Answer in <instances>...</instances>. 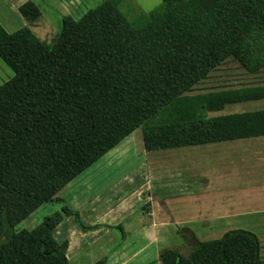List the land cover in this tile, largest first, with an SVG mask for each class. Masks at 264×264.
<instances>
[{
    "label": "trees",
    "instance_id": "obj_1",
    "mask_svg": "<svg viewBox=\"0 0 264 264\" xmlns=\"http://www.w3.org/2000/svg\"><path fill=\"white\" fill-rule=\"evenodd\" d=\"M120 1L66 15L52 43L0 22V57L15 72L0 83V264H70L55 230L66 215L89 226L68 203L33 229L17 226L63 201L74 178L139 127L149 151L264 135V109L210 115L264 99V84L191 93L229 58L264 70V0H162L139 24ZM19 9L29 21L43 13L32 0ZM179 233L183 244L162 248L161 264H264L253 231Z\"/></svg>",
    "mask_w": 264,
    "mask_h": 264
},
{
    "label": "crops",
    "instance_id": "obj_2",
    "mask_svg": "<svg viewBox=\"0 0 264 264\" xmlns=\"http://www.w3.org/2000/svg\"><path fill=\"white\" fill-rule=\"evenodd\" d=\"M27 1L0 0V22L7 31L34 25L30 28L40 36L41 29L56 28L41 23L44 13L27 20L19 9ZM62 4L70 12L78 3ZM209 144L215 146L178 158L209 155L214 158L211 171L202 172L210 164L193 159L179 160L171 170L163 156L178 148L147 150L139 127L74 178L59 193L63 201L52 203L58 211L68 203L89 226L84 229L74 215H66L57 227V239L69 242L70 264H161L162 248L183 244L179 227L190 228L199 240L247 229L260 237L264 249V135ZM116 171L119 177L112 178ZM176 184L182 189L173 194L170 188Z\"/></svg>",
    "mask_w": 264,
    "mask_h": 264
},
{
    "label": "rangeland",
    "instance_id": "obj_3",
    "mask_svg": "<svg viewBox=\"0 0 264 264\" xmlns=\"http://www.w3.org/2000/svg\"><path fill=\"white\" fill-rule=\"evenodd\" d=\"M36 1L40 8L42 9L45 19L41 20L42 22H51L56 28L49 29H41V37H45L49 43H52L57 36L58 32L61 30L63 26V19L66 15H71L76 19H79L85 12L89 9L94 8L105 0H77L78 4H75L71 11L66 12L67 8L65 7L63 1L65 0H34ZM162 0H121L119 2L120 10L126 15V17L134 24H139V18L142 14L148 13L158 7L161 4ZM47 19V20H46ZM34 25L30 26L33 27ZM35 27V26H34ZM18 29V28H17ZM15 72L13 69L0 57V83H4L11 79L14 76ZM259 84H264V70L257 74L249 73L245 68H243L238 61L233 58H229L222 65L216 68L211 72L208 78L203 80L200 84L197 85L195 91L191 92L192 94L197 93H205L214 90H226V89H236V88H244L248 86H255ZM256 109H264V99L260 100H251L242 103L229 104L226 108L220 112H210V115L218 114V113H236L242 112L246 110H256ZM215 144H208L202 146H193V147H183L174 149L175 151H166V155L163 156L164 159H169L170 161V169L176 170L179 164V160L186 162L187 160L193 159V156L190 158H178L182 155L190 154L194 152V154H198L202 149H210ZM196 148H200L196 149ZM215 148V147H214ZM187 149V150H186ZM225 150V149H224ZM203 151V150H202ZM228 151V150H227ZM193 154V153H192ZM200 154V153H199ZM214 158L206 155L202 159L199 157H195L193 160L196 162H204V167L209 165V169H204V173L207 171H211L212 160ZM208 163V164H207ZM168 164V163H167ZM203 165V163H200ZM122 171V169H121ZM206 171V172H205ZM120 171H116L113 173L112 178L119 177ZM182 187L176 185H171L170 191L175 194L181 191ZM241 191V188L238 190ZM253 202H256V196H252ZM254 205V204H253ZM58 211L52 203H47L39 207L30 217L21 222L17 226V230L28 228L33 229L37 225H39L45 216L52 214ZM187 213H192L190 211H186L184 215H188ZM184 228V227H183ZM181 227L178 228L180 231ZM59 235V234H58ZM55 236H57V228L55 230ZM220 237V234H214L208 239H214ZM61 239V238H60ZM207 239V238H206ZM62 241V240H61ZM187 247H183L184 252H188ZM264 253V249H263Z\"/></svg>",
    "mask_w": 264,
    "mask_h": 264
}]
</instances>
